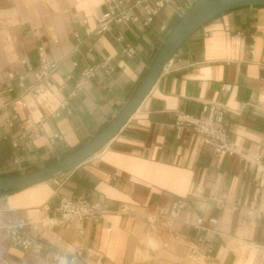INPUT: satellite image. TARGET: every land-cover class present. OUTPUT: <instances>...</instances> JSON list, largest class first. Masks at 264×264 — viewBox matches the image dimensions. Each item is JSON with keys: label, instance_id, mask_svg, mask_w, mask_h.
Returning a JSON list of instances; mask_svg holds the SVG:
<instances>
[{"label": "crops", "instance_id": "1", "mask_svg": "<svg viewBox=\"0 0 264 264\" xmlns=\"http://www.w3.org/2000/svg\"><path fill=\"white\" fill-rule=\"evenodd\" d=\"M125 3L129 8L133 0ZM191 3L170 0L147 26L139 6L131 11L137 22L110 24L97 35L94 18L105 12L106 0H0V176L47 167L101 132ZM127 46L132 56L124 54ZM39 47L59 66L52 87L36 99L26 94L22 108L14 102L22 93L19 81L8 80V74L25 75L23 60L37 65ZM90 65L95 77L68 98ZM31 83L23 81L26 87ZM214 103L225 109L222 124L232 156H216L201 137L176 131L177 115L197 117ZM40 121L36 138L30 125ZM263 155L264 6L253 5L223 13L192 34L135 113L94 156L54 180L0 196V264H54L10 245L2 228L42 221L60 198L70 196L104 202L111 210L126 205L129 211L85 223L81 235L74 228L25 227L62 251L88 248L92 257L86 264H264V172L252 161ZM179 200L186 207L175 222L148 223L150 215L168 213ZM199 219L205 232L191 226ZM199 235L213 238L208 260L191 255Z\"/></svg>", "mask_w": 264, "mask_h": 264}, {"label": "built area", "instance_id": "2", "mask_svg": "<svg viewBox=\"0 0 264 264\" xmlns=\"http://www.w3.org/2000/svg\"><path fill=\"white\" fill-rule=\"evenodd\" d=\"M190 3L194 0H185ZM148 2H152L149 5ZM170 0H133L131 7L126 8L125 0H106L105 12L98 17L94 18L96 23V34L100 35L107 31L110 24L127 25L129 23H135L138 18L131 15V11L139 6L142 7L145 19L143 25H149L158 12L168 5ZM86 21H83L85 24ZM76 40L78 41L77 37ZM120 41V37L118 38ZM134 53L130 46L125 47L124 54L126 56H132ZM37 65L34 67L28 65L23 60L21 64L26 65L28 71L25 75L17 76L15 73L8 74V80L18 79V86L22 90V93L17 97L22 108H25L26 103L24 96L29 94L33 99L38 98L43 93L47 92L51 87V77L57 71L59 63H56L47 58L46 52L43 47L37 49ZM168 61L166 67L169 65ZM74 66H76L74 64ZM96 67L88 66L81 72L80 80L75 84L73 90L69 94L68 98L74 97L85 87L91 79L96 75ZM31 78L32 83L26 87L23 84L25 79ZM7 104H4L6 106ZM67 107V101H64L61 105V109L65 110ZM13 111L16 114L17 110L13 106ZM225 113L224 107L219 103L210 104L205 108L199 116L190 115H177L175 128L177 133L186 131L192 133L198 137H201L204 142L211 146L216 156L222 153L232 156L235 153L234 147L229 140L228 132L222 124L223 116ZM41 123H31L30 128L34 137L38 138L41 131ZM254 165L257 167L258 173L264 172V155L254 157L252 159ZM186 207L184 200H179L171 205L168 213L158 212L148 217V223L155 225L160 220H165L169 223L175 222L178 219L180 212ZM128 207L126 205L119 206L116 210H111L110 207L100 201H93L89 197H62L59 199L56 207L52 210L51 214L45 217L42 221L37 223H28L27 221H20L18 224L8 223L3 226V233L12 246L18 247L24 253H31L41 256L44 260L54 264H86L92 257V252L84 246H69L68 250L62 251L55 248L51 243L44 242L40 238H34L30 236L25 227L30 225L33 230L38 228L43 231H50L55 227L69 229L74 228L77 230V234H82V226L85 223H99L103 220L104 216L110 213L127 215ZM186 222V221H185ZM184 222V223H185ZM212 222V221H211ZM199 233L205 232L206 229L202 227V221L196 220L191 225ZM108 231L111 230L109 227ZM213 238H205L201 235L196 240V246L191 249V255L202 260H208L213 252ZM69 257V259H68Z\"/></svg>", "mask_w": 264, "mask_h": 264}, {"label": "water", "instance_id": "3", "mask_svg": "<svg viewBox=\"0 0 264 264\" xmlns=\"http://www.w3.org/2000/svg\"><path fill=\"white\" fill-rule=\"evenodd\" d=\"M253 5L264 6V0H194L186 11L180 15L178 22L164 39L153 62L130 99L105 128L79 149L47 167L26 174L0 176V196L17 193L32 186L54 180L94 156L118 134L119 130L135 113L163 72L168 61L192 34L223 13Z\"/></svg>", "mask_w": 264, "mask_h": 264}, {"label": "rangeland", "instance_id": "4", "mask_svg": "<svg viewBox=\"0 0 264 264\" xmlns=\"http://www.w3.org/2000/svg\"><path fill=\"white\" fill-rule=\"evenodd\" d=\"M242 252V251H241ZM243 253V252H242Z\"/></svg>", "mask_w": 264, "mask_h": 264}]
</instances>
